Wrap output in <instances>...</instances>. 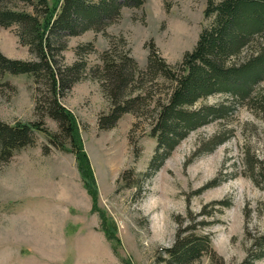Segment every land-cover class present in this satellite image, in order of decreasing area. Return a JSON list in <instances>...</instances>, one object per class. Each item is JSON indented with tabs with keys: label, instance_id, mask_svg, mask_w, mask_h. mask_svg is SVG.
Wrapping results in <instances>:
<instances>
[{
	"label": "rangeland",
	"instance_id": "1",
	"mask_svg": "<svg viewBox=\"0 0 264 264\" xmlns=\"http://www.w3.org/2000/svg\"><path fill=\"white\" fill-rule=\"evenodd\" d=\"M48 3L55 11L60 0ZM206 3L145 0L123 7L103 31L65 38V64L76 59L78 46L93 45L81 50L87 75L58 100L75 116L97 200L84 188L74 154L36 131L32 145L0 163V264H164V249L184 230L209 238L208 249L187 264H264L257 247L264 236V77L252 102L234 104L222 94L201 99L197 106L226 101L231 107L226 117L190 131L157 166L150 165L156 147L150 128L154 100L165 97L161 81L134 113H123L111 127L99 125L110 107L90 73L100 54L129 49L144 68L153 44L166 62L176 63L206 24ZM0 52L33 59L16 25L0 26ZM44 88L28 74L0 75V119L41 121L55 131L51 118L35 112ZM98 210L109 220L111 239Z\"/></svg>",
	"mask_w": 264,
	"mask_h": 264
},
{
	"label": "trees",
	"instance_id": "2",
	"mask_svg": "<svg viewBox=\"0 0 264 264\" xmlns=\"http://www.w3.org/2000/svg\"><path fill=\"white\" fill-rule=\"evenodd\" d=\"M144 2L60 0L53 11L48 0H0V26L16 25L20 43L33 56L27 60L11 59L0 52V75L28 74L35 83H43L45 88L36 98L35 112L57 124V129L51 131L42 128L41 121L8 123L0 119V163L32 145L35 132L41 131L54 148L74 154L83 186L93 203L96 202L95 181L75 116L58 100L87 75L81 50L92 51L93 45L78 46L76 59L65 64L62 55L65 38L87 30L103 31L120 17L123 7L138 8ZM203 14L207 22L195 45L176 63L166 62L150 44L144 68L130 55L129 49L109 48L100 54L101 64L91 69L92 77L100 82L110 103L108 113L99 121L102 128L113 126L123 113H134L136 105H142L150 92L149 87L160 81L165 86V97L154 100L151 114L150 136L156 139L152 167L160 164L190 131L226 117L231 107L226 101L197 106L201 99L222 94L234 104L252 102L254 88L264 77V0H207ZM144 82H150V86L142 88ZM137 84L142 85L141 89L134 87ZM98 214L105 236L111 239L108 218L103 211L98 210ZM186 231L177 233L173 245L164 249V264H187L208 249L207 236ZM257 247L264 250V236Z\"/></svg>",
	"mask_w": 264,
	"mask_h": 264
}]
</instances>
